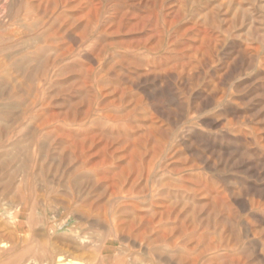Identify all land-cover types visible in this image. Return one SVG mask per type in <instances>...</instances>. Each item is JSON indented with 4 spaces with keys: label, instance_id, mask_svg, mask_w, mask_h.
I'll return each mask as SVG.
<instances>
[{
    "label": "rangeland",
    "instance_id": "1",
    "mask_svg": "<svg viewBox=\"0 0 264 264\" xmlns=\"http://www.w3.org/2000/svg\"><path fill=\"white\" fill-rule=\"evenodd\" d=\"M264 264V0H0V264Z\"/></svg>",
    "mask_w": 264,
    "mask_h": 264
},
{
    "label": "bare ground",
    "instance_id": "2",
    "mask_svg": "<svg viewBox=\"0 0 264 264\" xmlns=\"http://www.w3.org/2000/svg\"><path fill=\"white\" fill-rule=\"evenodd\" d=\"M29 264H30V263H29ZM34 264H36V262H35Z\"/></svg>",
    "mask_w": 264,
    "mask_h": 264
}]
</instances>
